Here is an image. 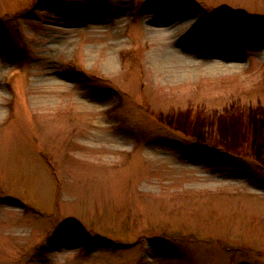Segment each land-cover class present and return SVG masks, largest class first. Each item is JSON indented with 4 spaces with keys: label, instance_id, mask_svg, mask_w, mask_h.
Returning <instances> with one entry per match:
<instances>
[{
    "label": "rangeland",
    "instance_id": "1",
    "mask_svg": "<svg viewBox=\"0 0 264 264\" xmlns=\"http://www.w3.org/2000/svg\"><path fill=\"white\" fill-rule=\"evenodd\" d=\"M0 264H264V0H0Z\"/></svg>",
    "mask_w": 264,
    "mask_h": 264
},
{
    "label": "bare ground",
    "instance_id": "2",
    "mask_svg": "<svg viewBox=\"0 0 264 264\" xmlns=\"http://www.w3.org/2000/svg\"><path fill=\"white\" fill-rule=\"evenodd\" d=\"M189 21V18H187V21L186 23ZM153 29V27L151 28V30ZM157 38H165L167 36L166 33L162 32V30L158 29V30H155V31H151Z\"/></svg>",
    "mask_w": 264,
    "mask_h": 264
}]
</instances>
